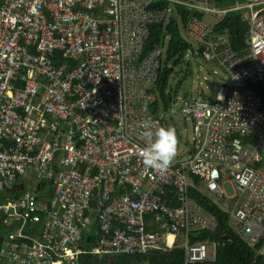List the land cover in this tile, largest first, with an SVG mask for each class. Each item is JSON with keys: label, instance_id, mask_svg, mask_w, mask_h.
I'll use <instances>...</instances> for the list:
<instances>
[{"label": "built area", "instance_id": "1", "mask_svg": "<svg viewBox=\"0 0 264 264\" xmlns=\"http://www.w3.org/2000/svg\"><path fill=\"white\" fill-rule=\"evenodd\" d=\"M230 12L248 27L241 50L215 30ZM173 20L224 79L204 100L171 99L192 122L191 150L161 174L142 162L140 124L169 127L156 92L168 47L143 49ZM262 161L264 0H0V264H75L93 213L94 254L180 248L184 264L212 262L216 245L192 238L219 222L190 195L264 260ZM30 174L42 190L27 191Z\"/></svg>", "mask_w": 264, "mask_h": 264}, {"label": "trees", "instance_id": "2", "mask_svg": "<svg viewBox=\"0 0 264 264\" xmlns=\"http://www.w3.org/2000/svg\"><path fill=\"white\" fill-rule=\"evenodd\" d=\"M232 2H235V0H217V5L227 6ZM193 14V11H186L182 15L183 24L186 23L187 17ZM215 30H227L229 32L233 49L241 50L245 47V39L248 32V27L242 22L239 13H228L224 19L218 25H216ZM167 38L169 39L168 43L166 42ZM163 42H166L168 51L164 65L160 70V77L156 92H158L160 102L162 101V104L165 107L162 110V113L164 114L166 112L165 109L170 108V102L172 99L167 94V90L170 86L173 68L181 63L187 51H189L192 47L190 42H187L181 36L179 24L175 20H173L171 23L163 22L151 26L150 37L146 47L143 49V53H148L155 47V45H161ZM197 54L200 58V51L198 48ZM217 85L218 84L209 85L208 93L214 94ZM197 95L199 96V99L197 100H204L209 97L204 96L202 92L198 93ZM258 166L264 168V161H262ZM38 192H40V190H38ZM20 195L21 194H17L15 196L8 197L10 199H16ZM190 197L193 198L194 201L200 206L211 212L216 217L217 222H219V227L216 228L213 233H202V235L192 238L193 240L202 242L209 239L211 243L216 245V259L212 262L203 264H264V260L259 258L256 252L252 250L247 243H245L238 233L231 229L229 224L230 219L226 213L219 210L216 206L214 207L208 200L200 195H190ZM91 207H93L94 211L95 204L92 203ZM93 214L85 215V217H92V229L83 235L82 246L85 252L77 257L75 264H184V251L180 248H175L171 252L153 251L143 255H97L90 252V250H92L94 245H96L98 242L96 237H98L99 233V225L96 221H94ZM3 233L4 230L0 228V237L3 235Z\"/></svg>", "mask_w": 264, "mask_h": 264}, {"label": "rangeland", "instance_id": "3", "mask_svg": "<svg viewBox=\"0 0 264 264\" xmlns=\"http://www.w3.org/2000/svg\"><path fill=\"white\" fill-rule=\"evenodd\" d=\"M179 31L183 39L190 42L192 48L187 51L181 63L173 68V75L167 94L172 99L180 96L197 100L199 99L197 94L200 92L204 96H209V85L218 84L224 79V76L213 65L203 62L198 57L196 44L188 39L181 24H179ZM166 42H169L168 38ZM213 72L216 75H213ZM164 116L168 122V126L176 129L179 139V151L173 163L184 161L188 157V151L191 150L192 122L190 119L186 120V117L180 113L179 106L172 107L170 111L164 113ZM24 183L27 191L35 190L38 184L35 174H30L26 177ZM225 190L227 193L232 194L230 185L225 186Z\"/></svg>", "mask_w": 264, "mask_h": 264}, {"label": "clouds", "instance_id": "4", "mask_svg": "<svg viewBox=\"0 0 264 264\" xmlns=\"http://www.w3.org/2000/svg\"><path fill=\"white\" fill-rule=\"evenodd\" d=\"M147 111L145 107L143 109ZM142 135L146 146L140 150V156L145 167L158 173H166L178 155L179 139L174 127H157L153 129L151 118L141 121Z\"/></svg>", "mask_w": 264, "mask_h": 264}, {"label": "water", "instance_id": "5", "mask_svg": "<svg viewBox=\"0 0 264 264\" xmlns=\"http://www.w3.org/2000/svg\"><path fill=\"white\" fill-rule=\"evenodd\" d=\"M25 191V186L23 184H19V185H15L13 186L11 189L7 190L6 193L9 196H15L17 194H19L20 192ZM50 191V186L46 187V194Z\"/></svg>", "mask_w": 264, "mask_h": 264}, {"label": "crops", "instance_id": "6", "mask_svg": "<svg viewBox=\"0 0 264 264\" xmlns=\"http://www.w3.org/2000/svg\"><path fill=\"white\" fill-rule=\"evenodd\" d=\"M178 24H181V22H178ZM222 81V80H221ZM47 187V186H46ZM46 187H45V189L44 190H46ZM35 189L37 190V189H40V190H42V186H38V184H37V186L35 187ZM34 191V190H33ZM46 193V192H45Z\"/></svg>", "mask_w": 264, "mask_h": 264}, {"label": "bare ground", "instance_id": "7", "mask_svg": "<svg viewBox=\"0 0 264 264\" xmlns=\"http://www.w3.org/2000/svg\"><path fill=\"white\" fill-rule=\"evenodd\" d=\"M170 242H172V239H170Z\"/></svg>", "mask_w": 264, "mask_h": 264}]
</instances>
